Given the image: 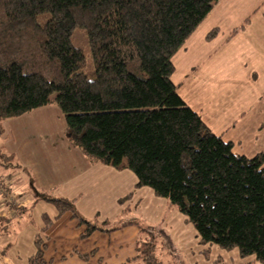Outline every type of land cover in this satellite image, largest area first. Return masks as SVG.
<instances>
[{
  "label": "trees",
  "instance_id": "trees-1",
  "mask_svg": "<svg viewBox=\"0 0 264 264\" xmlns=\"http://www.w3.org/2000/svg\"><path fill=\"white\" fill-rule=\"evenodd\" d=\"M219 1L0 0V135L3 120L54 105L70 144L91 163L130 170L136 188L166 198L193 226L207 259V247L216 246L264 264V151L235 153L171 79L173 57ZM76 30L88 53L74 44ZM0 156L11 166L12 154ZM40 198L84 224L83 237L115 229L84 219L74 200ZM8 221L0 217L2 230ZM43 222L44 232L52 220ZM150 228L141 229L149 236L137 243L138 264H162L158 236L174 248L165 231ZM34 244L28 264H49L44 241ZM168 252L184 264L179 251Z\"/></svg>",
  "mask_w": 264,
  "mask_h": 264
},
{
  "label": "rangeland",
  "instance_id": "rangeland-1",
  "mask_svg": "<svg viewBox=\"0 0 264 264\" xmlns=\"http://www.w3.org/2000/svg\"><path fill=\"white\" fill-rule=\"evenodd\" d=\"M212 29L217 30V33L206 38ZM193 33L173 57L175 72L172 82L177 89L180 88L177 92L185 98L188 106L197 110L214 132L225 131L224 140L230 138L240 141L233 147L235 153L251 157L264 150V0H226L217 3ZM82 34L76 30L73 42L88 53L86 39ZM179 81L183 84L177 85ZM51 107L57 109L54 105ZM51 113L49 109H40L6 119L11 132L6 139L3 138L5 134L0 136V149L6 151L3 144L10 145L17 154H23L25 158L29 153L34 159L25 167H18L11 161V167L4 170L6 167L3 166L9 164V161L0 156V186L4 182L8 191V195H2L0 189L1 217L14 218L22 212L17 200L24 196L33 202L37 198L44 200L40 198L42 195L49 198L78 197L77 202L74 200L75 207L87 220H92L98 211L103 218H109L110 228L132 221L137 231L138 228L148 230V227L156 235L160 229L165 231L175 249L168 246L164 236L163 239L158 236V251H165L160 256L162 264H179V259L169 256L168 251H179V258L184 264L253 262V257L241 258L236 249L227 251L216 246L207 247L210 251L207 259L202 252L206 247L199 245L193 226L185 223L176 209H173L174 219L171 217V206L166 198L153 195L148 187L134 189V174L128 169L123 168L117 177L108 175L103 183L104 189L100 188V184L92 186L84 182L89 178L82 170L79 171L81 175L78 174L75 179L76 184H73L67 179V171L76 168L77 162L72 153L79 149L70 145L68 147V137L59 127L60 118L57 119ZM17 172L18 175L11 176ZM130 191H134L139 202L136 204L134 199L127 201L131 209L121 212L116 197ZM38 203L32 212L34 222L21 226L22 234L19 233L20 236L13 244V252L19 264L25 262V258L34 250L32 236L34 230L36 234L39 233L43 225L42 214L46 213L52 218L57 211L46 200ZM64 214L50 229L49 237L45 238L48 245L46 255L62 254L65 252L61 251L62 246L70 242L72 246L76 244L84 250H90L96 244L100 251H129L125 230L96 232L84 241L70 238L77 231L74 228L77 220L70 218V212ZM167 216L172 219L168 221V226L162 224V219ZM84 226L82 224V228ZM144 232L139 231L138 236L142 240L145 235L149 236ZM113 245L115 248L111 249ZM194 251L196 253H192ZM75 263L70 261L69 264Z\"/></svg>",
  "mask_w": 264,
  "mask_h": 264
},
{
  "label": "crops",
  "instance_id": "crops-1",
  "mask_svg": "<svg viewBox=\"0 0 264 264\" xmlns=\"http://www.w3.org/2000/svg\"><path fill=\"white\" fill-rule=\"evenodd\" d=\"M225 1L226 0H220L218 2V4L225 2ZM191 36H190V38H191ZM181 83L183 84V82H181ZM181 83L179 81L177 85H181ZM179 89H177V91H179ZM178 94L186 102L185 98L179 92H178ZM40 109H44V110L49 109V110H51V112H52L51 114L54 117H56L57 119L59 117L60 118L59 127H60L61 131H65V123H63L64 119L62 118L63 116H61L62 114H60L61 112L58 108L57 109L59 111L57 109L52 108L51 105H47L44 107L37 108V109L33 110L32 112H37V110H40ZM192 109L200 116V118L203 120V122L209 127V129L213 133H215L217 135H221L222 137L225 135V131H222L220 133L214 132L212 130L211 125L209 123H207V120H205L203 117H201L200 113L197 110H195L194 108H192ZM219 111L220 110H218V112ZM32 112L30 111V113H32ZM3 122L6 125V119L3 120L1 123L2 127H3V133L0 136L5 134L3 136V138L6 139L9 135V133L11 132V129L7 125L6 126L3 125ZM7 128H8V131L6 133ZM223 139H224V137H223ZM226 140L233 142L234 145H235V143H238V144L240 143V141L238 139L237 140H231L230 138H226ZM68 143H69L68 147H69V145L71 147H74L70 144L69 141H68ZM3 146L6 148V151L2 150V149H0V150L5 152V154H12L14 156L12 161H14L15 165L18 167H20V165L25 167L26 165H29V162L31 160L34 159V157L28 153L27 156L25 157L26 160H24L25 158L23 157V154H22V156L17 154V152H15V150H12L10 145L3 144ZM261 151H264V150H261ZM261 151H259V152H261ZM237 154H240V153H237ZM241 154L247 156L246 154H243V153H241ZM72 155L74 156V160L77 162V165H76V168L74 170L71 168L68 169L67 172L69 173V175L67 176V179H69L73 184H76L75 179H77L78 174L81 175L79 173V171L82 170V172H84L86 174L85 176L87 178H89L88 180H85L84 182L90 183V184H92V186H96V185L100 184V188L104 189L105 185L103 183L105 182V180H107L108 175L113 176V177H117L116 175L122 173L124 170V169L119 170V169H116L114 167L102 164V163L97 164L98 162L97 163H95V162L91 163V162H89V160H87V158L83 155V153L80 150L78 152L77 151L73 152ZM247 157H249V156H247ZM10 167L11 166H9L8 168H4V170L9 169ZM94 168H95V170H93ZM76 171H77V174L75 173ZM91 171H92V173L95 174L94 177H92ZM14 175H18V172L12 174L11 176H14ZM90 178H92V179H90ZM134 178L135 179L133 181L132 187H134V189H136V190L142 189V187L141 188L135 187V184H136L135 175H134ZM124 194L116 197V202L119 204L118 209L121 212H124L126 210L129 211L131 209V204H130V202H127V201H131L134 199L136 204L139 202V199L135 198L134 191H130L129 193H127L125 195ZM129 194L131 195L130 198L126 199L122 204H120L119 199H123L125 196H127ZM149 194H151V193H149ZM61 198H66L69 200H75V202H77V199H78V197H67V196L61 197ZM18 199L19 200H17V202L19 201V203H20L19 207H21L23 209V211L24 210H26V211L25 212L22 211V212L18 213L16 215L18 217H16V216L14 218L9 217L7 227L3 228L4 231L2 230V227L0 226V264H19L18 263L19 261L15 258V255L13 252V248L15 247L13 244L16 241L19 233H20V235L22 234L20 231L21 226L24 225V227H25L27 225L26 224L27 222H32V223L34 222V219L32 218V212H33V209L35 207V204L40 202V201H45V200H40L39 198H37L33 202V201H31V199L26 198V196L18 198ZM173 209L175 210V208L171 207V217L174 219L175 213L173 212ZM76 210L78 211L77 208H76ZM44 215L49 217L48 214L44 213V214H42V219H43ZM80 215L84 219H86L82 214H80ZM64 216H65V214H64ZM62 217H63V214L59 216L57 211H56V214H54L52 218L49 217L52 220V223L44 232L41 231V228L43 227V225L40 227L39 233L36 234L35 230H34V234L32 236L34 250L31 254L29 253V255L24 260L25 262H22V264H28L29 257L35 252V244L34 243L38 237L41 238L44 241V243L46 244L45 259L47 262H49V264H69L70 261L76 262L75 264H138L137 261L134 260V257L136 256V250H137L136 247H137V243L140 239V237L138 236L139 231H141V229H143V228H138V231H137V229L133 228L136 226H134L135 224L132 221L124 222V223H130V224H124V225L122 224L121 226L112 227V228H115L112 231L116 232L117 230H119L118 232H120V231L125 230V232H127L128 239H129L128 240L129 251H116V250L104 251L103 249H102V251H100V248L97 247L96 244L93 245L92 249L89 250V249L85 248V250H84V249H81L79 246H76V244L74 246H72V243L70 242L69 245L65 244L62 246L63 249L61 251H65V252H62V254H52L51 253L52 254L51 256L46 255L48 245H47V242L45 241V238L49 237L48 234L50 232V229L53 227L54 223L56 221L60 220ZM70 218L75 219L71 215H70ZM95 218H96L97 223H102L105 220L109 221V225L111 223L109 218H107V217L103 218V216H101L100 212H98V211L95 213L92 220H94ZM92 220H89V221H92ZM162 220H163L162 224H165L166 226H168V221H170L172 219H170V216H167ZM183 221H184V219H183ZM109 225L104 226V228L112 229V228L108 227ZM74 228L77 231L73 232L70 238L73 237L74 239H77V240L79 239L80 241L88 240L90 237L95 235L96 232H111V231L97 230V231L93 232L92 234H90L89 236L83 237L82 234L85 231L86 226H84L83 227L84 229H83L82 225L79 224L78 220H77V223H75ZM28 229H29V227H28ZM42 236H44V237H42ZM113 248H115V245H113L111 247V249H113ZM130 250H132V251H130ZM192 253H196V252L194 251Z\"/></svg>",
  "mask_w": 264,
  "mask_h": 264
}]
</instances>
